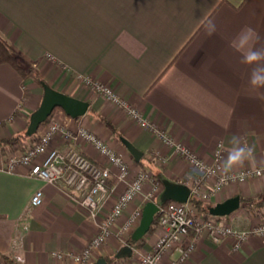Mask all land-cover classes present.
Instances as JSON below:
<instances>
[{"label":"crops","instance_id":"crops-1","mask_svg":"<svg viewBox=\"0 0 264 264\" xmlns=\"http://www.w3.org/2000/svg\"><path fill=\"white\" fill-rule=\"evenodd\" d=\"M210 27L215 28L212 35H208ZM246 27L258 33L256 47H264V0H0V33L25 64L37 69L53 88L90 103L84 116L57 113L55 118L69 130L85 127L109 141L134 172H148L150 164L158 175L182 182L194 176L183 158L108 100L84 88L74 75L112 85L209 164L216 145L223 142L222 167L235 137L253 148V157L232 171L264 169V99L250 89V68L230 46ZM43 95V85L32 78L23 80L12 66L0 64V125L9 121L7 127H0V138L24 131L20 128ZM100 117L112 122L115 131ZM123 140L143 152L140 161L146 166L134 159ZM51 147L61 151L75 147L96 164L105 162L84 139L67 141L59 134ZM6 163L0 160V263L3 256H10L26 264H75L67 253L87 245L124 185L112 179L101 215L94 220L80 205L81 194L63 180L47 183L31 176L27 166L9 171ZM145 187L144 193L150 188ZM38 190H43L44 200L34 206L31 199ZM263 194L264 175L234 184L207 203L213 207L234 196ZM143 199L141 195L132 203L119 225L134 210H143ZM244 210L221 221L247 229L264 220V213L254 217ZM126 242L115 234L94 253L93 264L118 254ZM197 242L190 260L182 264H264V235L250 236L239 250L233 249L230 238L215 244L203 235ZM151 244L148 241L133 251L151 250ZM56 252L63 256L58 258Z\"/></svg>","mask_w":264,"mask_h":264},{"label":"built area","instance_id":"built-area-1","mask_svg":"<svg viewBox=\"0 0 264 264\" xmlns=\"http://www.w3.org/2000/svg\"><path fill=\"white\" fill-rule=\"evenodd\" d=\"M76 79L85 87L99 93L134 124L157 137L166 148L173 149L189 164L194 176L183 183L191 188V197L208 201L234 184L250 182L263 176V168L253 167L225 173L221 167L223 142L216 145L213 162L209 164L200 159L190 147L176 140L159 124L150 120L140 107L121 97L112 85L88 75L78 74ZM59 134L67 141L84 139L105 162L102 165L96 164L75 147H69L66 151L52 148L51 144ZM166 160L167 158H160L162 162ZM6 161L9 171L22 165L30 168L31 176L47 183L58 184L63 180L66 185L81 194L79 203L94 220L101 215V208L110 194L112 179L124 185L123 193L105 213L97 233L89 239L87 245L78 252L67 253L75 264H93L94 253L115 234L127 241L140 224L143 210H134L125 222L119 225L124 212L141 195H144L143 200L146 203L156 201L163 189L161 181L152 174L142 170L134 172L126 157L116 151L109 141L85 127L69 130L55 117L39 132L37 140H34L27 149L10 153ZM145 186L150 187L146 193ZM43 200L44 192L38 190L32 196L31 204L39 206ZM190 200L187 203L170 201L160 207L158 228L152 240L151 250L137 249L131 257L123 258L117 264H163V261L171 256L174 258L167 264H182L190 260L197 249L198 239L203 235L215 244L230 238L234 250H239L250 236L264 235V220H256L249 228L239 229L231 222L204 219L191 206ZM53 254L58 258L63 256L61 252Z\"/></svg>","mask_w":264,"mask_h":264},{"label":"water","instance_id":"water-1","mask_svg":"<svg viewBox=\"0 0 264 264\" xmlns=\"http://www.w3.org/2000/svg\"><path fill=\"white\" fill-rule=\"evenodd\" d=\"M43 90L44 95L40 105L29 115L30 121L26 131L29 137L37 134L39 130L38 127L51 116L56 107L62 108L64 112L72 118L84 116L90 108V103L88 101L59 91L47 83L43 84ZM123 142L134 159L140 161L143 152L136 149L130 141L123 140ZM158 179L161 181L163 189L157 196L156 201H149L145 204L140 224H138V227L133 231L130 237L133 242H138L148 234L160 207L170 201L187 203L190 200L189 197H191L192 190L182 181L171 179L163 174H159ZM239 207H241V198L240 196H234L215 204L213 207L211 206L209 210L212 216L226 217L235 213L240 209ZM133 250L131 245H125L118 252L117 257L129 258L133 255ZM96 264H107V262L105 258H101Z\"/></svg>","mask_w":264,"mask_h":264},{"label":"trees","instance_id":"trees-1","mask_svg":"<svg viewBox=\"0 0 264 264\" xmlns=\"http://www.w3.org/2000/svg\"><path fill=\"white\" fill-rule=\"evenodd\" d=\"M0 64H8L9 66H12L18 74L21 76L23 80L32 78L34 79L38 84L43 85L46 83V81L42 78L40 73L38 72L37 69L34 67L24 64V60L22 59L21 54L16 50L14 45L4 38L2 34L0 33ZM57 113H62L63 115H66L64 110L60 107H56L51 116L40 125L39 130L37 134H35L32 137H29L26 134L27 128L24 131H18L16 134L7 137V138H0V160H5L8 155L14 151L18 150H25L27 149L34 140H37L39 132L45 128L46 124L49 123L57 114ZM101 121L104 122V124L109 127L111 130L115 131L114 125H112V122L107 120L105 117H100ZM30 117L28 119V125H29ZM140 164L142 166H146L147 163L140 161ZM148 169L149 171L147 173L152 174L153 176L157 177V171L152 167L150 164ZM145 168V167H144ZM145 170V169H144ZM146 172V170H145ZM191 206L206 220H222L224 217H215L210 214V207L213 204L207 203V201H200L196 198L191 197L190 200ZM241 206L243 208L253 211L256 214L261 211V207H264V194L260 195L257 198H242L241 199ZM158 223H159V214L155 216L153 224H151V229L149 233L151 234L152 232H155L158 228ZM127 240V244L131 245L134 248H141L145 244V239L143 238L141 241L136 244L131 240L130 237ZM122 260L123 258H118L117 254L111 255V256H106L105 260L107 264H114L116 260ZM0 264H26L23 262H19L15 260L14 258H11L10 256H3L2 262Z\"/></svg>","mask_w":264,"mask_h":264},{"label":"clouds","instance_id":"clouds-1","mask_svg":"<svg viewBox=\"0 0 264 264\" xmlns=\"http://www.w3.org/2000/svg\"><path fill=\"white\" fill-rule=\"evenodd\" d=\"M214 27L208 29V35H212ZM260 40L258 33L252 28L241 29L230 41V46L241 55V63L250 68L248 84L250 89L264 99V47H256ZM233 146L227 151L223 159L222 168L225 173L236 168H242L246 161L253 157V148L247 144L241 145L237 138H233Z\"/></svg>","mask_w":264,"mask_h":264},{"label":"rangeland","instance_id":"rangeland-1","mask_svg":"<svg viewBox=\"0 0 264 264\" xmlns=\"http://www.w3.org/2000/svg\"><path fill=\"white\" fill-rule=\"evenodd\" d=\"M24 64H25V62H24ZM76 75H78V74H76ZM76 75H74L75 76V79H76ZM82 75V74H81ZM77 80V79H76ZM78 82H81V81H79L78 80ZM81 84L83 85V83L81 82ZM84 86V85H83ZM84 88H86V89H89L92 93H94V94H97V95H100L99 93H97V92H95V91H93L92 89H90V88H87V87H85L84 86ZM101 96V95H100ZM41 102V100H39V102L38 103H40ZM9 124V121L6 119L5 120V124L4 125H0V127H4V126H6L7 127V125ZM28 127V123L26 124H24L20 129H22V130H24L25 128H27ZM264 175V174H263ZM240 209H238L235 213H233L232 215H230V216H226V217H224V219L225 218H227V217H231V216H234V215H236V214H238L239 215V213H241V212H244V211H246V210H244V208H243V206H241V207H239ZM248 211V210H247ZM247 214L248 213H250L249 211L248 212H246ZM251 213H253V216L255 215L254 213L255 212H251ZM264 213V207H261V211H259V213L258 214H263ZM255 217V216H254ZM243 229V228H242ZM132 235V234H131ZM154 236H156V234H155V232H152L151 234L148 232V234L145 236V237H143L145 240V243L146 242H150V241H152L153 240V238H155ZM131 237V236H130ZM142 238V239H143ZM141 239V240H142ZM141 240H139V241H141ZM138 241V242H139ZM138 242H135L136 244H138ZM139 250H142V249H138V251ZM118 261H119V259L118 260H116L115 262H114V264H117L118 263Z\"/></svg>","mask_w":264,"mask_h":264}]
</instances>
